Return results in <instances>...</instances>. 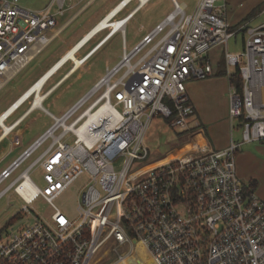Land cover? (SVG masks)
<instances>
[{"label": "built area", "instance_id": "obj_1", "mask_svg": "<svg viewBox=\"0 0 264 264\" xmlns=\"http://www.w3.org/2000/svg\"><path fill=\"white\" fill-rule=\"evenodd\" d=\"M132 1L121 0L115 17ZM137 1L141 6L148 0ZM172 1L174 10L132 50L124 47L119 62L65 112L47 110L53 123L0 174L1 183L51 139L0 190V198L16 190L25 211L30 212L28 204L39 196L55 209L49 217L33 214L32 223L0 240L3 264H129L138 245L149 257L134 256L133 264L149 263L150 258L156 264H264V199L243 186L236 165L243 143L264 139V23L232 27L226 0H198L190 13L185 3ZM67 5V0H52L31 10L20 0H0V89L60 36L67 22L60 23L59 17ZM126 25L118 29L124 43ZM242 31L241 49L230 51L229 40ZM220 45L228 73L231 67L238 69L242 78L241 89L231 84L230 105L231 119L242 123V140L222 149L188 150L144 170L150 161L133 168L150 154L145 137L155 116L169 119L170 127L191 128L196 109L187 82L212 74L207 57ZM47 81L14 111L29 98L35 107ZM105 103L107 115L82 122L87 112ZM13 105L16 101L0 115L2 136L18 123L6 122ZM2 123L11 128L7 133ZM121 157L124 162L116 168ZM36 166L43 169L41 186L30 176ZM82 175L87 179L79 193L78 217L71 219L54 200ZM27 178L36 189L28 197L19 191Z\"/></svg>", "mask_w": 264, "mask_h": 264}, {"label": "rangeland", "instance_id": "obj_2", "mask_svg": "<svg viewBox=\"0 0 264 264\" xmlns=\"http://www.w3.org/2000/svg\"><path fill=\"white\" fill-rule=\"evenodd\" d=\"M51 0H20V5L23 8L31 10H41L43 9ZM119 0H97L93 6L89 9L84 10L81 15H78L74 20L65 28L60 36L56 38L53 42L49 43L44 50L38 54L35 59H33L18 76L11 80L3 89L0 90V113L3 111L8 104L17 96L22 94L24 90L58 57L71 45L75 43L82 37L85 32L90 29L97 21V18L106 13L116 2ZM187 4V12H192L193 4L195 0H178ZM137 0H133L129 8H133L137 4ZM229 8V15L233 14L237 17L245 16L243 21H248L253 25L264 22V10L263 2L261 0H226ZM260 3V4H259ZM123 3L119 5L122 6ZM103 7L102 12L94 13ZM77 8H73L75 11ZM174 10V5L172 0H151L144 7H142L135 16L128 22L125 29L126 43L123 42V32L119 30L117 32L116 28L119 25L118 19H112L113 12L110 11L103 16L106 19L110 28H107L95 37H93L87 45L80 52L79 57L76 55L73 57L75 63L83 64L93 53H95L106 41L101 43L85 60L82 61V56L85 55L97 42H99L107 33L114 28L113 33L110 35L112 37L116 32L117 34L110 39L104 47H102L90 60L85 62L83 65H78L77 70L74 74L67 80H64L62 85L53 90L44 100L45 107L56 115H60L65 112L73 103H75L83 94H85L102 76L107 72V69L112 68L115 64L119 62L123 54L124 47L128 51L132 50L135 44L139 43L142 37L149 31H151L158 22L163 20L165 16ZM98 15V16H97ZM125 15H119L115 18H121ZM67 18V17H66ZM66 18L60 20L62 23ZM232 21L233 19H229ZM125 22V23H126ZM251 26V25H250ZM107 27V26H106ZM122 28V27H121ZM109 37V38H110ZM243 43V34L239 33L237 36V42L232 38L229 40V50L232 52H237L241 49ZM223 46V45H221ZM224 47V46H223ZM220 47H217L215 59L219 58ZM73 64V63H72ZM71 62H68L63 70H59L54 77L48 81L47 85L43 89V94H46L48 90L54 85L58 80H60L65 72L72 66ZM231 70L233 68L231 67ZM123 72V71H122ZM95 98L91 99L79 110L82 111L90 102ZM45 101V102H44ZM26 104L18 113L14 114L6 122L11 123L16 119L28 106ZM78 112V113H79ZM77 113V114H78ZM34 119L35 122L31 123V128L28 130L27 140L32 139L40 129H45L50 126L53 121L49 118L44 111L41 109L34 110L29 117L23 122H31ZM72 119V118H71ZM70 119V120H71ZM163 116H155L151 122L148 132L145 137L146 145L149 149V156L143 161H136L133 163V168L145 164L155 158H158L166 153V148L170 145L173 146L178 141V136L181 135L177 133L180 129L170 127L168 123H165ZM68 120V121H70ZM236 124V130L234 132L235 138L238 141L242 140V123L238 120H233ZM13 141L15 140V135L11 136ZM7 137V136H6ZM27 140L22 146L13 148V152L7 158L4 165L10 163L18 154H20L24 148L27 147ZM50 140H47L44 145L38 149L31 157L25 160L19 168H17L3 183L0 184V190L4 188L9 182H11L22 170H24L28 165H30L37 156L48 146ZM70 142L73 138L69 139ZM263 141V142H262ZM257 143H263L264 139L259 140ZM246 144V143H245ZM244 144L245 147L246 145ZM9 142H6L4 146L5 151H8L11 146ZM180 151H174L163 156L164 159H171L173 156H178ZM124 157L119 158L115 162V167L120 168L124 162ZM162 162V158L156 159L149 162L142 170L149 168L153 165H157ZM31 178L38 184L43 185V169L40 166H36L30 172ZM87 176H80L67 190H65L60 196H58L54 203L71 219H77L78 217V198L79 193L82 190L84 183L86 182ZM26 205L23 198L19 193L12 189L7 195H5L0 200V240L7 238L12 232L30 224L33 222V214H38L43 217H49L54 212V207L46 201L42 196L34 199L29 205L30 212L23 209ZM18 217L12 222V224L5 226L8 221L14 216ZM0 264H3L0 259Z\"/></svg>", "mask_w": 264, "mask_h": 264}, {"label": "crops", "instance_id": "obj_3", "mask_svg": "<svg viewBox=\"0 0 264 264\" xmlns=\"http://www.w3.org/2000/svg\"><path fill=\"white\" fill-rule=\"evenodd\" d=\"M52 1V0H51ZM50 1V2H51ZM97 0H67V9L66 12L64 13V15H62L61 17H59V22L60 20L62 21V19L66 18L62 23L67 22V25L65 28H67V26L74 20V18L78 15H81L82 12L84 10L89 9L91 6H93V4L96 2ZM121 0H119L118 2H116L106 13H104L102 16H100L99 18H97L96 23L90 28L88 29L85 34L79 38V40L75 43H71V45L58 57V59L60 60L65 54V56L63 57V59H61L60 61L57 59L56 61H54L52 64H50L25 90L24 92L32 85L34 84L38 78H42L39 80L38 84L45 81L48 77V81L51 80L54 75L59 71V70H63V68L67 65L68 62H71L72 66L65 72V74L63 75V77L58 80L54 85H52V87L50 88V90H48L46 92V95L44 97V99L51 93L53 92L54 89H56L57 87H59L60 85H62L65 81L67 80L69 77H71L74 72L78 69L77 66L80 63H74L73 61L69 60L68 62H66L65 64H63L58 70L57 68L64 62L65 58H73L76 55L80 54V52L82 51V49L87 45V43L80 49L77 51V49L79 48V46L86 41L87 36L94 34V30L95 29H99L100 27H106L109 24L106 23V19H103L100 23H98V21L100 19L103 18L104 15H106L109 11H111L113 9V7H115ZM151 0H148L145 4L141 5V6H137V4L133 7V8H129L130 3L127 7H125L122 11H121V15H127L130 11H133L132 15L130 16V18L134 17L135 14L142 8L144 7L147 3H149ZM263 0H261L260 3H262ZM198 0H195L194 4H193V8L192 10H194L196 4H197ZM186 4V2H183ZM259 3V4H260ZM263 8L262 10H264V2H263ZM77 8L75 11H72L73 8ZM187 4H186V8H187ZM103 10V7L99 10H97L94 13L98 12L101 13ZM229 11V8H228ZM97 15V16H98ZM245 16H240L237 17L236 15L230 14L228 13V21L230 23V25L232 27H235L239 24H242L240 22L243 21V19ZM131 18V19H132ZM233 19L232 21H230L229 19ZM129 19L128 22L131 20ZM127 21V20H126ZM127 22V24H128ZM98 23V24H97ZM159 23V22H158ZM243 23H247L248 25L251 26H257L260 25L262 23H259L257 25H253L250 21V23H248V21H245ZM97 24V25H96ZM157 25V24H156ZM127 26V25H126ZM148 33V32H147ZM146 33V34H147ZM243 34V39L245 36V31L240 32ZM99 34V33H98ZM117 33H115L112 37H110L95 53H93L85 62H87L88 60H90L102 47H104L106 45V43L112 39ZM145 34V35H146ZM239 34V33H238ZM234 38L235 42H237V36ZM97 35V34H96ZM95 35V36H96ZM144 35V36H145ZM94 36V37H95ZM143 36V37H144ZM142 37V38H143ZM58 38V37H57ZM55 40V39H54ZM53 40V41H54ZM81 40V41H80ZM52 41V42H53ZM80 41V42H79ZM79 42V43H78ZM78 43V44H77ZM98 43V42H97ZM136 45V44H135ZM217 47H220V55L218 59H215V55L216 53L214 51H216ZM229 47V45H228ZM44 50V49H43ZM42 50V51H43ZM225 47L223 46H216L214 48H212L208 54V59L210 60V62L213 65L214 71L218 72L219 69V61H220V57L224 58V53H225ZM41 51V52H42ZM77 51V54H76ZM92 51V50H90ZM40 52V53H41ZM39 53V54H40ZM63 55V56H62ZM37 56V55H36ZM80 56V55H78ZM84 56V55H83ZM82 56V57H83ZM35 59V58H34ZM84 62V63H85ZM83 63V64H84ZM225 65V70L227 71V74H212L210 76H208L207 78H203V79H197V78H192L187 82V92L190 96V100L192 102V104L194 105L196 112L195 115L190 119V124H191V128L189 129H182L177 131V133L182 132V131H186L185 133L181 134L178 136V141L173 144V146H169L167 147L166 153L163 154L162 156L155 158L151 161H154L156 159L162 158V162L170 160V159H164L163 156H165L166 154H168L169 152L172 153L174 151H180V154L178 156H173L171 159L179 157L184 151L187 150H196V149H200L202 147H206L208 149H222L227 147L232 140L237 141L238 139L235 138V130H236V124H234L233 120L231 119L230 116V105H231V91H232V85H231V81H230V77L228 73V69L226 66V62L224 61ZM82 64V65H83ZM75 65V66H74ZM53 66V67H52ZM52 67V69L49 71V69ZM25 68V67H24ZM23 70V69H22ZM21 70V71H22ZM20 71V72H21ZM20 72H18L14 78L16 76H18L20 74ZM230 72H233V70L230 69ZM103 77V76H102ZM14 78L12 77L11 80H14ZM9 80L8 83L11 81ZM48 81L46 82L45 86L47 85ZM64 81V82H63ZM63 82V83H62ZM6 83V85L8 84ZM5 85V86H6ZM4 86V87H5ZM44 86V87H45ZM3 87V88H4ZM93 87V86H92ZM91 87V88H92ZM2 88V89H3ZM90 88V89H91ZM44 89V88H43ZM89 89V90H90ZM1 90V89H0ZM88 90V91H89ZM31 91V90H30ZM30 91H28L24 96H22L24 94V92H22V94H20L19 96L15 97L9 104L8 106L1 111V113H3L8 107H10L15 101H17L19 99V97L22 96V98H20L18 100V102L16 103V105H13L10 109L13 110L21 101H23L30 93ZM42 97V96H41ZM40 97H37V99H39ZM43 98V97H42ZM45 102V101H44ZM26 104H29L27 106V108L16 118L14 119L11 123H14L16 121H18L17 125L15 126V128L13 129V131H11L12 135L15 137L17 136L19 138L18 143H15L13 141V139H11V137L9 135H0V174L9 166L11 165V163H13V161L19 156L21 155L47 128L45 129H40V131L38 133H36V135L30 139L27 140L28 138V130L31 128V123H34L35 120L32 119L31 122H27V123H23L28 117L29 115L34 111V110H38L41 109L42 111L45 112V114L52 119V121H54L53 117L51 114L48 113V111H50L48 108L45 107L44 103H41V106H37L34 104V106L37 107H31V98H29L28 100H26L22 105H20L14 112L13 114L9 117L11 118L14 114L18 113L19 110H21ZM44 106V108H43ZM48 110V111H47ZM51 112V111H50ZM0 113V115H1ZM52 114L56 115L55 113L51 112ZM61 115V114H60ZM8 118V119H9ZM7 119V120H8ZM165 121V123H168L167 120L164 118L163 119ZM8 123V124H11ZM10 133V134H11ZM0 134H1V130H0ZM27 140V147L24 148V150L18 154L12 161H10L9 164H7L6 166L4 165V163L6 162L7 158L10 156V154L13 152V148L18 147V146H22L23 144H25L24 142ZM263 140V139H260ZM259 140H255V141H250V142H245L243 143L237 153H236V165H237V172H238V176L241 179V182L243 184V186L246 189H251L253 190L260 198L264 199V144L263 143H257ZM6 142H9L11 145V148L8 151H5L4 146L6 145ZM263 142V141H262ZM244 144L246 145L245 147ZM150 161V162H151ZM161 162V163H162ZM155 166V165H153ZM152 167V166H151ZM12 175V174H11ZM11 177V176H9ZM7 179V178H6ZM5 179V180H6ZM4 180V181H5ZM3 181V182H4ZM1 182V183H3ZM0 183V184H1ZM10 183V182H9ZM8 183V184H9ZM7 184V185H8ZM6 185V186H7ZM3 189V188H2ZM1 189V190H2ZM13 189V188H12ZM10 189V190H12ZM8 190L6 192V194H4L0 200L9 193ZM18 216V214H17ZM16 215H14L9 221L8 223L5 225L6 227L8 226V224L15 220ZM12 224V223H11ZM10 225V224H9Z\"/></svg>", "mask_w": 264, "mask_h": 264}, {"label": "bare ground", "instance_id": "obj_4", "mask_svg": "<svg viewBox=\"0 0 264 264\" xmlns=\"http://www.w3.org/2000/svg\"><path fill=\"white\" fill-rule=\"evenodd\" d=\"M126 1H127V0H125V2H126ZM144 1H145V0H144ZM120 4H121V3H120ZM120 4H119V5H120ZM119 5L116 6V7H113V9H112L113 11H112V10L110 11V13L113 12V15H112L111 18H112V19H118V20H119V25H118V27L116 28L117 32H118V29H119V28H121V27L123 28V27H124L126 20L130 19V17H127V18H125V17H122V18H115V14H116V12L121 8V6L119 7ZM103 19H104V18L100 19V20L98 21V23H100ZM98 23H97V24H98ZM97 24H96V25H97ZM107 27H110V26H107ZM103 28H106V27H103V26H102V27H100L99 29H95V30H94L95 33L92 34L91 37H90V35L87 36V38H86L87 40L84 41V42L79 46V48H80L81 46H83L84 44H86L90 39H92V38H93L97 33H99ZM113 29H114V28H112L111 31H108V33H110V32H111V33H110L105 39H103V38H104L108 33L102 38L103 41H101V40H102V39H101V40H100L101 42H100V41H99L100 43L98 42L99 44L96 43V44L90 49V50H92V51L88 54V56H89V55H90V54H91V53H92V52H93L98 46H100L101 43H103L104 41H106V39H107V40L109 39L110 35H111V34L113 33V31H114ZM117 32H116V33H117ZM80 41H81V40H80ZM80 41H79V42H80ZM79 42H78V43H79ZM78 43H77V44H78ZM79 48H78V49H79ZM78 49H77V51H78ZM90 50H89V51H90ZM77 51H76V54H77ZM89 51H88V52H89ZM65 55H66V54H65ZM65 55H64V56H65ZM62 56H63V55H62ZM64 56H63V57H64ZM77 56H78V55H77ZM88 56H87V57H88ZM63 57H62L61 59H63ZM78 57H79V56H78ZM87 57H86V58H87ZM86 58L82 59V61L85 60ZM61 59H60V60H61ZM68 59H69V58H65L64 62H63L58 68H57V70H58L63 64H65L66 62H68V61H69ZM58 60H59V59H58ZM60 60H59V61H60ZM79 65L81 66L82 64L80 63ZM74 66H75V65H74ZM52 67H53V66H52ZM52 67L49 69V71L52 69ZM42 77H43V76H42ZM42 77H41V78H42ZM41 78H38V80H37L34 84H32V85L29 87L30 89L28 88L26 91L28 92V91L31 90V91H30V93H31V92L34 91V90H35V91H38L40 88H42V84H43L45 81H47V79H48L49 77H48L45 81H43V82H41V83L38 84V82H39V80H40ZM26 91L24 92V94H23L22 96H24V95L27 93ZM30 93H29V94H30ZM45 95H46V94H43L42 92L38 93L37 96H36V99L34 100V104L37 105V106H41L42 100H44ZM22 96L19 97V99L22 98ZM41 96H42L43 98H42ZM37 97H40V98L37 99ZM19 99H18V100H19ZM18 100L16 101V103L18 102ZM21 102H22V101H21ZM21 102H20V103H21ZM20 103H19V104H20ZM19 104H18V105H19ZM18 105H17V106H18ZM35 107H36V106H35ZM10 109H11V108H10ZM10 109H9V111H8L7 113H9V112H11V111H12V112L14 111V109L11 110V111H10ZM109 110H110V107H109V104H108V103L102 104L101 106H99V108H98L97 111H95V112H94V111H91L90 113L87 112V114H88V118H87V119L84 118L82 122L85 123V124H87V123H91L93 120H95V119H99V117H101V116H103V115H107V114L109 113ZM2 119H3V117L0 116V122L2 121ZM2 124H3L4 126H6L7 129H6V132H5V133H7L11 128H10L9 125H7L6 123H2ZM189 150H190V149H189ZM187 151H188V150H187ZM187 151H184L183 153H185V152H187ZM183 153H182V154H183ZM182 154H181V155H182ZM181 155H180V156H181ZM146 169H147V168H146ZM35 190H36V189H35V186L32 184V182L30 181L29 178H27V179L21 181V185L19 186V191L22 192L25 196L28 197L30 194H33ZM134 256H139V257H142V258H144V259H147V258L149 257V254H148V252L145 250V248H144L143 246L138 245L137 248L135 249V251L133 252V254L131 255V257L129 258L128 261H130V260L132 259V257H134ZM125 263H126V262H124L123 264H125ZM152 264H156V263L152 262Z\"/></svg>", "mask_w": 264, "mask_h": 264}, {"label": "trees", "instance_id": "obj_5", "mask_svg": "<svg viewBox=\"0 0 264 264\" xmlns=\"http://www.w3.org/2000/svg\"><path fill=\"white\" fill-rule=\"evenodd\" d=\"M244 21H242V22H240V23H243ZM240 25V24H239ZM224 61H225V58H221L220 57V61H219V69H218V72L217 71H214V68H213V72H212V74H215V73H218V74H227V71L225 70V67H224V65H225V63H224ZM212 64V63H211ZM213 66V65H212ZM211 74V75H212ZM229 77H230V81H231V84L232 85H235V86H237V88H239V89H241V87H242V78H241V74H240V72H239V70L238 69H235L233 72H231L230 74H229ZM167 120V122L169 123L170 122V120L169 119H166ZM186 131H182V132H179L180 134H183V133H185ZM251 190V189H250ZM18 216L16 215V217H15V219L17 218ZM14 221V220H13ZM13 221H11L9 224H11ZM8 224V225H9ZM129 264H133V258L129 261ZM142 264H152V262L151 263H145V262H143Z\"/></svg>", "mask_w": 264, "mask_h": 264}, {"label": "water", "instance_id": "obj_6", "mask_svg": "<svg viewBox=\"0 0 264 264\" xmlns=\"http://www.w3.org/2000/svg\"><path fill=\"white\" fill-rule=\"evenodd\" d=\"M148 262H149V263H151V262H154V261H153V259H152V258H150V259L148 260Z\"/></svg>", "mask_w": 264, "mask_h": 264}]
</instances>
